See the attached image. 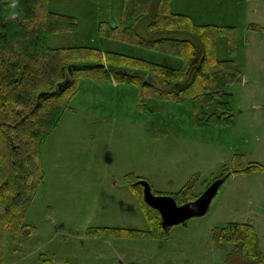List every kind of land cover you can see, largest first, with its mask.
I'll use <instances>...</instances> for the list:
<instances>
[{
	"label": "rangeland",
	"instance_id": "obj_1",
	"mask_svg": "<svg viewBox=\"0 0 264 264\" xmlns=\"http://www.w3.org/2000/svg\"><path fill=\"white\" fill-rule=\"evenodd\" d=\"M47 6L79 23L75 30L50 34L51 47L96 46L181 65L168 53L100 33L104 25L122 22L124 0H48ZM169 8L196 24L228 28L217 35L215 48L219 59H233L242 72L243 79L228 87L233 120L200 127L192 96L148 93L140 103L134 83L82 77L40 148L45 177L26 210L35 230L7 236L4 264H229L234 245L220 246L213 237L229 222L253 224L264 253V170L234 172L245 162L264 165V30L251 28L264 27V0H170ZM147 72L142 73L158 84ZM226 172L230 176L207 213L172 225L168 239L126 232L150 227L143 188L130 186L131 175L166 194L193 185L200 195ZM99 227L114 230L89 232Z\"/></svg>",
	"mask_w": 264,
	"mask_h": 264
},
{
	"label": "trees",
	"instance_id": "obj_2",
	"mask_svg": "<svg viewBox=\"0 0 264 264\" xmlns=\"http://www.w3.org/2000/svg\"><path fill=\"white\" fill-rule=\"evenodd\" d=\"M169 1L124 0L122 22L104 25L100 33L178 57L182 60L179 67L96 46L51 47L47 43L50 34L79 27L75 16L51 11L48 0H0V264H4L7 236L35 230L26 221V210L45 177L40 148L59 125L82 77L97 83H134L140 103L148 93L175 99L192 96L195 122L200 127L233 120L234 96L228 87L243 76L236 62L219 59L215 48L217 35L228 28L196 24L190 15L172 12ZM251 28L264 30L258 24ZM230 48L234 52L232 44ZM143 71L153 73L158 84ZM237 157L244 160L245 156ZM245 163L234 166V172L264 170L260 163ZM229 176L226 172L221 178L225 182ZM137 178H128L132 188ZM192 186L174 194L179 203L198 197ZM140 191L143 195V189ZM143 205L148 209L144 210L149 229L126 232L168 239L169 227L163 226L159 210L151 207L144 195ZM108 230L114 229L99 227L89 232ZM213 237L220 246L234 245L229 264H264L253 224L229 222L215 229Z\"/></svg>",
	"mask_w": 264,
	"mask_h": 264
},
{
	"label": "water",
	"instance_id": "obj_3",
	"mask_svg": "<svg viewBox=\"0 0 264 264\" xmlns=\"http://www.w3.org/2000/svg\"><path fill=\"white\" fill-rule=\"evenodd\" d=\"M144 186L145 201L159 210L162 224L165 228L181 224L192 217L202 216L209 210L215 196L218 194L224 178L213 181L196 199L178 203L177 199L169 194H156L147 179H141Z\"/></svg>",
	"mask_w": 264,
	"mask_h": 264
},
{
	"label": "flooded vegetation",
	"instance_id": "obj_4",
	"mask_svg": "<svg viewBox=\"0 0 264 264\" xmlns=\"http://www.w3.org/2000/svg\"><path fill=\"white\" fill-rule=\"evenodd\" d=\"M141 179H144V177L139 176L137 179H135V184H137L138 186L140 185L142 188H144L143 184L139 182Z\"/></svg>",
	"mask_w": 264,
	"mask_h": 264
}]
</instances>
